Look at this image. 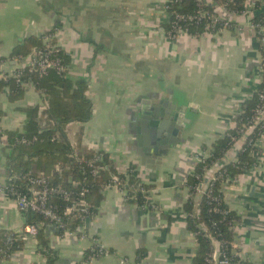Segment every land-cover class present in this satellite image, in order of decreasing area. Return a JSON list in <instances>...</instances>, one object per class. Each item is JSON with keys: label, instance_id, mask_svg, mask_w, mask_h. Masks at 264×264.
Instances as JSON below:
<instances>
[{"label": "crops", "instance_id": "obj_1", "mask_svg": "<svg viewBox=\"0 0 264 264\" xmlns=\"http://www.w3.org/2000/svg\"><path fill=\"white\" fill-rule=\"evenodd\" d=\"M166 4L167 0H0V71L20 67V60L9 58L18 44L53 29L58 53L69 60L67 78L87 82L93 107L89 122L67 126L72 148L107 154L118 175H129L130 166H138L142 182L152 187L148 201L158 207L143 209L127 201L128 191L102 189L103 199L84 234H62L54 225L40 229L56 254L55 264H194L198 244L184 211L190 198L186 182L197 157L211 152L232 127L241 105L260 87L262 57L249 27L253 17L238 15L233 30L215 36L171 41L163 28L168 22ZM259 13L264 14V6L255 15ZM9 94L7 87L0 92L3 131L21 130L26 109L45 107L44 96L33 85H27L20 100L10 101ZM171 98L185 109L187 123L178 147L162 163L147 168L140 149L150 141L151 128L137 124L139 115L146 106ZM234 148L223 159L226 164L236 161ZM258 149V166L221 190L225 205L241 219L234 245L251 264H264V136ZM11 151L7 143L0 146V231L18 234L26 244L8 258L0 253V264H47L37 240L23 235L24 214L4 192ZM95 241L110 254L87 261L85 255Z\"/></svg>", "mask_w": 264, "mask_h": 264}, {"label": "trees", "instance_id": "obj_2", "mask_svg": "<svg viewBox=\"0 0 264 264\" xmlns=\"http://www.w3.org/2000/svg\"><path fill=\"white\" fill-rule=\"evenodd\" d=\"M246 0H211L210 4L204 5V9L210 14L215 13L219 7L225 8L228 12L241 14L245 10ZM264 6V0L259 2L256 12ZM199 3L195 0H182L171 4V11L184 15L197 14L200 9ZM170 22L164 25L166 32L172 29L174 17H170ZM255 24H264V14L259 13L251 19ZM180 25L187 28V32L194 38H199L205 32V21L201 23L181 22ZM236 22H232L229 30H233ZM223 32L219 24L213 35ZM48 33L55 34L52 29ZM44 35L41 37L31 36L18 44L12 51L9 58L11 60H21L27 58L35 49L44 47ZM54 38L52 44L55 45ZM259 52L262 57V67H264V48L259 46ZM61 58L66 72L58 73L56 70H49L46 75H40L29 67H24L19 73L18 78L11 77L9 81L0 80V92L4 88H9V100L16 101L23 98L27 85H33L35 89L44 96V108L38 106L26 109L27 120L21 130L4 131L0 135V140L11 148L9 155L10 173L18 177L16 184L22 185L24 176L45 175L50 179L52 186H61L69 192L70 200H65L55 196L50 200V206L54 210L63 214L65 208L80 199H85L92 207V211L97 214V209L103 196L102 189L110 183L113 176L117 177L121 188L128 190L127 201L142 207L145 199L152 192V187L144 184L141 180V172L136 165L129 168V175H118L109 161L108 155L100 153L102 161L100 165L104 170L97 177L84 174L86 168L85 162L81 160H91L95 157L94 152L82 149L76 145V154L67 138L66 128L69 124L87 123L92 119V102L87 96L88 84L81 80L73 82L67 78V63L69 60L61 52L57 53ZM14 70L12 73H16ZM264 73L262 82L258 90L250 99H247L242 105L239 114L232 122V127L227 130L224 136L219 138L212 146L210 156L197 163L194 172L189 175L186 186L190 192V198L184 206L187 214L188 230L194 234L198 231L197 224L200 222L210 225L216 223L218 231L222 233V238L230 245L234 242V233L229 231L231 223H241V219L234 212L229 210L228 215L214 213L215 207L227 209L225 203L210 202L208 198L201 201L200 218L195 217V189L200 185L206 172L213 168L215 164L226 158L227 153L232 150L235 143L242 144V149L236 155V162H230L223 167V174L217 175L213 186L212 195L223 197L222 187L232 185L244 171L258 166V158L261 152L257 143L264 135V124H255V118L258 116L257 109L264 107ZM249 130V133H247ZM245 137L244 140L242 138ZM233 138L235 140H233ZM79 144V143H78ZM84 179H86L84 181ZM78 183V184H75ZM83 188L88 189L84 197L80 196ZM144 190V192H142ZM8 197L12 198L11 195ZM26 218V223L33 224L45 221L40 215L22 211ZM50 223L47 221L46 223ZM66 230L76 232L81 224L78 216H71L65 220ZM44 230L39 231L36 236L39 249L46 254L47 264H55L56 254L51 249L48 240L44 237ZM64 234V230L60 231ZM198 249L194 259V264H204L205 259L211 253L209 242L202 237H197ZM26 242L23 237L12 232L0 231V253L5 258L11 256L14 252L21 250ZM233 246V245H232ZM233 247H231L232 249ZM89 254L86 253L85 256Z\"/></svg>", "mask_w": 264, "mask_h": 264}, {"label": "built area", "instance_id": "obj_3", "mask_svg": "<svg viewBox=\"0 0 264 264\" xmlns=\"http://www.w3.org/2000/svg\"><path fill=\"white\" fill-rule=\"evenodd\" d=\"M182 0H167L166 4V14L168 22H170V17H174L175 20L172 22V29L166 32L167 37L171 41H176L183 36L192 37L187 31V28L180 25L181 22H195L201 23L205 21V32L204 34L213 35L212 31L221 24L222 30H228L231 27L232 22H235L238 15H245L247 17H254L256 13V7L259 2L262 0H254L248 2L246 0L245 10L241 14L228 12L225 8L219 7L216 9L215 13L210 14L207 10L204 9V5L210 4L211 0H195L201 6L197 14L184 15L181 13H176L171 11V4L178 3ZM248 2V3H247ZM167 22V23H168ZM249 27L255 32L259 43L264 48V24H255L251 19L249 21ZM49 32V31H48ZM45 33L44 36V47L35 49L27 58L21 59V65L16 69V73L0 71V80L7 82L11 77L18 78V73L24 68L29 67L34 72L42 75H46L49 70H56L58 73L66 72V68L62 64V60L58 57V49L54 44H52L55 34ZM202 34V35H204ZM201 35V36H202ZM200 36V37H201ZM194 38V37H193ZM264 73V67H262V76ZM261 98L264 99V96L261 95ZM258 116L255 118V124L263 123L264 124V107L257 109ZM3 130L0 129V135L3 134ZM249 133V130H247ZM264 136V135H263ZM262 136V137H263ZM245 137L242 138L244 140ZM233 140H235L233 138ZM5 143L0 140V146H4ZM235 147V148H234ZM235 153L237 154L241 149V144L235 143L234 145ZM258 147V143H257ZM76 147H73L74 156L77 157ZM210 156V153L206 155H199L197 157L198 163L206 160ZM85 162L86 168L88 170H83L84 174L88 173L93 177H97L101 171L104 170V166L100 165L102 158L100 154H96L95 157L91 160H86L83 158L81 160ZM237 161V160H236ZM235 161V162H236ZM226 165L224 160L220 161L218 164H215L213 168L208 170L203 177L200 185L195 189V217L200 218V208L201 201L204 198H208L210 202L221 205L220 203L224 202L223 197L212 195L213 186L217 179V175L223 174V167ZM128 176V173L127 175ZM18 177L14 174H10L7 184L4 187V192L6 195H11L12 199L15 200L17 207L20 211H30L36 213L43 217L45 221L39 223L28 224L24 230L23 235L30 236L33 239H36L41 228L49 225H54L59 231L67 233L65 220L71 216H78L81 220L76 233L84 234L87 230L88 225L91 223L94 218V213L92 211L91 205L85 199H80L79 201L69 205L65 208L63 214L57 213L53 207L50 206V200L59 196L65 200H70L69 192L61 186H52L50 179L45 175L40 176H24L23 184L17 185ZM86 179H84L85 181ZM78 184V183H75ZM117 188L122 193H127L128 190L122 189L120 182L117 177L112 178L109 184H107L103 190ZM144 192V190H142ZM88 193L87 188H83L80 193L81 197H84ZM143 209L157 210L158 207L155 204H151L148 201V198L145 199L144 205L141 207ZM214 213H221L226 217L229 213V209H220L215 207ZM240 224L231 223L229 226V231H232L234 235L238 232ZM198 231L194 233V237L205 238L211 248V253L207 256L204 261V264H251L247 258L241 255L236 249L234 242L230 245L225 239L222 238V233L218 231V226L216 223L207 225L206 223L200 222L197 224ZM233 245V246H232ZM231 247H233L231 249ZM110 252L106 250L99 241H95L94 246L90 249L89 254L86 256L87 261H92L94 259H99L104 256L109 255ZM123 264L126 261H122Z\"/></svg>", "mask_w": 264, "mask_h": 264}, {"label": "water", "instance_id": "obj_4", "mask_svg": "<svg viewBox=\"0 0 264 264\" xmlns=\"http://www.w3.org/2000/svg\"><path fill=\"white\" fill-rule=\"evenodd\" d=\"M148 102L144 101L149 105ZM184 113L185 109L174 105L172 98L143 109L137 124L148 125L151 128V136L145 148L140 149L142 165L149 168V165L160 164L170 150L178 147L183 124L187 123Z\"/></svg>", "mask_w": 264, "mask_h": 264}, {"label": "rangeland", "instance_id": "obj_5", "mask_svg": "<svg viewBox=\"0 0 264 264\" xmlns=\"http://www.w3.org/2000/svg\"><path fill=\"white\" fill-rule=\"evenodd\" d=\"M204 35H205V34H204ZM206 35H210V34H206ZM202 36H203V35H202ZM202 36H201V37H202ZM183 37H184V36H183ZM205 37H207V36H205ZM181 38H182V37H181Z\"/></svg>", "mask_w": 264, "mask_h": 264}]
</instances>
